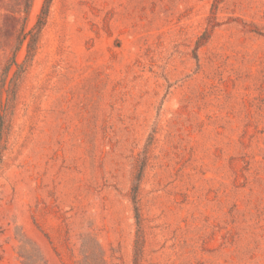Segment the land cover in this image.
I'll return each mask as SVG.
<instances>
[{"label": "rangeland", "instance_id": "374dc122", "mask_svg": "<svg viewBox=\"0 0 264 264\" xmlns=\"http://www.w3.org/2000/svg\"><path fill=\"white\" fill-rule=\"evenodd\" d=\"M0 0V264H264V0Z\"/></svg>", "mask_w": 264, "mask_h": 264}, {"label": "trees", "instance_id": "16d2710c", "mask_svg": "<svg viewBox=\"0 0 264 264\" xmlns=\"http://www.w3.org/2000/svg\"><path fill=\"white\" fill-rule=\"evenodd\" d=\"M51 0H45L44 7H43V13L46 14L47 12V7L49 5Z\"/></svg>", "mask_w": 264, "mask_h": 264}]
</instances>
